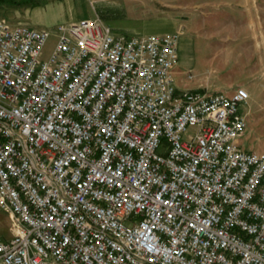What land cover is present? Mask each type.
<instances>
[{
  "label": "built area",
  "instance_id": "obj_1",
  "mask_svg": "<svg viewBox=\"0 0 264 264\" xmlns=\"http://www.w3.org/2000/svg\"><path fill=\"white\" fill-rule=\"evenodd\" d=\"M49 36L0 19V264H264L248 91L179 88L175 32Z\"/></svg>",
  "mask_w": 264,
  "mask_h": 264
},
{
  "label": "rangeland",
  "instance_id": "obj_2",
  "mask_svg": "<svg viewBox=\"0 0 264 264\" xmlns=\"http://www.w3.org/2000/svg\"><path fill=\"white\" fill-rule=\"evenodd\" d=\"M75 16L111 20L113 31L124 34L177 22V66L192 73L188 85L208 92L245 88L250 99L241 108L247 132L240 146L255 152L264 147V0H84L76 3ZM56 28L43 29L50 36L42 60L53 51ZM179 79L185 78L177 76L175 83ZM9 225L0 210V241L10 239Z\"/></svg>",
  "mask_w": 264,
  "mask_h": 264
},
{
  "label": "crops",
  "instance_id": "obj_3",
  "mask_svg": "<svg viewBox=\"0 0 264 264\" xmlns=\"http://www.w3.org/2000/svg\"><path fill=\"white\" fill-rule=\"evenodd\" d=\"M81 1L84 0H0V19L6 20L11 25H25L36 30L51 29L78 21L75 16V7L76 3ZM104 22L110 27L109 22L111 20L105 19ZM177 25V22L171 21L167 25H158L154 28L143 26L139 34L173 33L176 31ZM184 73L185 71L178 70L176 65L174 77L183 76ZM188 82L190 81L179 79L176 85L181 89L200 88L195 84L189 86ZM263 150L264 147L259 146V150L256 152H262Z\"/></svg>",
  "mask_w": 264,
  "mask_h": 264
}]
</instances>
